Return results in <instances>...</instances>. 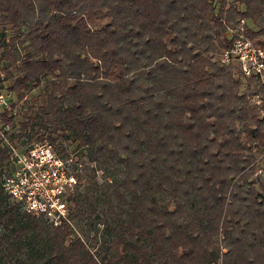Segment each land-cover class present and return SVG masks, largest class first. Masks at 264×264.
<instances>
[{
    "label": "trees",
    "instance_id": "1",
    "mask_svg": "<svg viewBox=\"0 0 264 264\" xmlns=\"http://www.w3.org/2000/svg\"><path fill=\"white\" fill-rule=\"evenodd\" d=\"M242 20L264 49V0H0L1 118L78 180L58 225L28 214L0 142V264H264V106L220 60Z\"/></svg>",
    "mask_w": 264,
    "mask_h": 264
},
{
    "label": "built area",
    "instance_id": "2",
    "mask_svg": "<svg viewBox=\"0 0 264 264\" xmlns=\"http://www.w3.org/2000/svg\"><path fill=\"white\" fill-rule=\"evenodd\" d=\"M245 29L246 21L242 20L236 30L229 31L232 46L222 51L220 60L225 65L236 63L244 78L254 81L257 88L248 99L253 106L261 107L264 106V49L245 35ZM13 104V94L0 84V142L8 151L10 168L3 181L4 190L28 214L58 225L67 217V198L78 186L77 177L70 169L71 160L61 158L48 141L29 146L15 142L11 125L1 118V113L8 111L16 114ZM257 151H253L254 176L259 185L264 184V152L258 155Z\"/></svg>",
    "mask_w": 264,
    "mask_h": 264
},
{
    "label": "rangeland",
    "instance_id": "3",
    "mask_svg": "<svg viewBox=\"0 0 264 264\" xmlns=\"http://www.w3.org/2000/svg\"><path fill=\"white\" fill-rule=\"evenodd\" d=\"M234 64H236V63H234ZM247 81V80H246ZM248 82V81H247ZM256 85H255V83L253 82L252 83V85H251V90H249L248 91V93H252V91H254V90H256ZM36 94V92H33V95H35ZM32 94L30 95V97H32L33 96ZM253 151H257V150H253ZM258 155H261L260 153H257ZM74 156V155H73ZM74 159H75V156H74ZM80 162H84L83 164L84 165H87L88 164V162H87V159H83V161H80ZM110 173V172H109ZM99 177H102V173L100 172L99 173V175H98Z\"/></svg>",
    "mask_w": 264,
    "mask_h": 264
}]
</instances>
